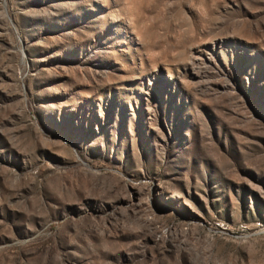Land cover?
Segmentation results:
<instances>
[{"label":"rangeland","instance_id":"obj_1","mask_svg":"<svg viewBox=\"0 0 264 264\" xmlns=\"http://www.w3.org/2000/svg\"><path fill=\"white\" fill-rule=\"evenodd\" d=\"M0 264H264V0H0Z\"/></svg>","mask_w":264,"mask_h":264}]
</instances>
